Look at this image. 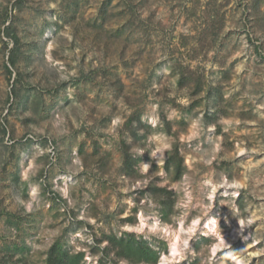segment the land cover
<instances>
[{
    "label": "rangeland",
    "instance_id": "1",
    "mask_svg": "<svg viewBox=\"0 0 264 264\" xmlns=\"http://www.w3.org/2000/svg\"><path fill=\"white\" fill-rule=\"evenodd\" d=\"M236 259L264 264V0H0V264Z\"/></svg>",
    "mask_w": 264,
    "mask_h": 264
},
{
    "label": "bare ground",
    "instance_id": "2",
    "mask_svg": "<svg viewBox=\"0 0 264 264\" xmlns=\"http://www.w3.org/2000/svg\"><path fill=\"white\" fill-rule=\"evenodd\" d=\"M210 222H208L209 224ZM210 225V224H209ZM213 226H214V222H213ZM227 254V253H226ZM228 255V254H227ZM227 257V256H226ZM231 257H234L232 254H231ZM237 260V259H236ZM236 262H238L237 264H241V261L240 260H237Z\"/></svg>",
    "mask_w": 264,
    "mask_h": 264
},
{
    "label": "trees",
    "instance_id": "3",
    "mask_svg": "<svg viewBox=\"0 0 264 264\" xmlns=\"http://www.w3.org/2000/svg\"><path fill=\"white\" fill-rule=\"evenodd\" d=\"M13 60H14V59H12V58H11V63H14V61H13Z\"/></svg>",
    "mask_w": 264,
    "mask_h": 264
}]
</instances>
